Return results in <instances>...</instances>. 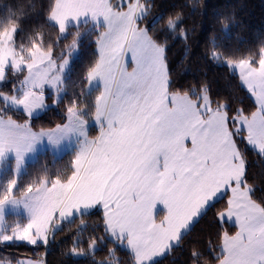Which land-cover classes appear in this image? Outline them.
<instances>
[{"label": "snow or ice", "instance_id": "6c2138e0", "mask_svg": "<svg viewBox=\"0 0 264 264\" xmlns=\"http://www.w3.org/2000/svg\"><path fill=\"white\" fill-rule=\"evenodd\" d=\"M153 7L152 0H47L0 16V169L7 168L0 175V242L47 245L65 221L79 216L83 228V217L97 215L102 234L91 235L86 249L76 240L71 254L95 260L100 245L113 243L130 251L131 264H157L223 202L213 216L216 264H264V199L255 198L240 146L246 141L264 156V42L236 58L213 35L205 51L255 97L256 110L247 114L236 106L242 102L214 96L206 83L195 93L176 84L167 37L187 43L189 30L182 12L142 26ZM33 14L35 27L26 28ZM45 28L55 39H44ZM90 28L96 58L70 84L71 57ZM48 100L64 105V120L33 131ZM14 109L24 123L9 115ZM90 122L99 130L93 138ZM45 143L54 153L70 148L71 159L55 171L44 165L25 182L26 159ZM158 206L166 213L159 222ZM10 208L25 216L8 223ZM221 221L238 230L230 233ZM203 257L193 244L189 264H208Z\"/></svg>", "mask_w": 264, "mask_h": 264}, {"label": "trees", "instance_id": "16d2710c", "mask_svg": "<svg viewBox=\"0 0 264 264\" xmlns=\"http://www.w3.org/2000/svg\"><path fill=\"white\" fill-rule=\"evenodd\" d=\"M47 0H0V16L7 15L11 11H19L23 8L28 10L30 4H46ZM154 7L151 15L144 23L152 25L154 22L162 23L164 19L177 12L183 13V27L189 30L187 43L179 37L172 38L168 34L169 45L167 49V60L172 79L183 90L192 88L195 93L206 83L214 96H228L239 100L236 105L246 109L250 114L256 110V102L245 86L240 85L238 73L225 67L222 62L213 61L205 56L206 49L210 46L209 40L213 35L224 49L234 53L236 58L246 55L249 50H257L261 42H264V0H199V6L193 8V0H152ZM234 17V20L222 19ZM36 15H31L26 28L35 27ZM228 27L223 28L222 24ZM159 27V23H156ZM74 31V29H73ZM45 40L55 39L56 32L52 28L44 29ZM159 34V33H158ZM96 35L91 28L82 39L74 59L73 67L68 71L69 83L76 81L81 72L96 58ZM161 35L163 40L165 36ZM69 37L65 43H70ZM3 88V85H0ZM11 88V85H8ZM72 88L69 87V95ZM17 121L24 122L26 117L22 112L15 109L9 113ZM64 120V105L59 108L51 106L43 113L34 116L33 129L41 127L50 128ZM96 127L94 128V132ZM239 139V138H238ZM241 148L247 152L248 175L250 182L255 188V198L259 201L264 199V156L247 145L246 141H240ZM71 159L70 152L60 158H54L50 152L42 153L39 158L26 165L23 175L25 182L29 177H34L46 165L49 169L64 168ZM6 171V170H5ZM224 207L223 202L217 203L215 208L210 209L206 216L195 223L190 233L186 234V240L182 247L175 248L170 254L157 259V264H189L190 252L193 244L204 253L203 260L208 264H216L214 259L218 252L220 241L217 234L220 231L213 220L215 212ZM86 226L81 228V218L75 217L66 221L56 232L54 237L50 236L45 253V245L30 246L24 242H0V261L17 262L19 258L32 257L43 259L45 264H95L96 261H107L108 264H131L130 251L123 247L107 243L100 245L96 250L93 260L92 256L71 254V249L76 240L82 241L80 247L87 248V241L91 235H101L100 229L96 228L99 216L86 215L83 217ZM221 227L230 233L237 231L234 224L221 221ZM212 248V254L208 249ZM109 249H114L110 255ZM203 264V261H202Z\"/></svg>", "mask_w": 264, "mask_h": 264}, {"label": "rangeland", "instance_id": "374dc122", "mask_svg": "<svg viewBox=\"0 0 264 264\" xmlns=\"http://www.w3.org/2000/svg\"><path fill=\"white\" fill-rule=\"evenodd\" d=\"M112 2L113 3H116L117 2V0H112ZM142 26H145V23H144V25H142ZM77 50H79V49H77ZM77 52V51H76ZM76 52L73 54V56L71 57V62H72V60L74 59V56H75V54H76ZM17 86H19V85H17ZM254 99V98H253ZM254 101H255V99H254ZM49 105H50V102H51V100H48V101H46ZM41 113H43V112H38L37 114H35V116H37V115H39V114H41ZM14 120H16L15 118H13ZM17 121V120H16ZM20 122V121H19ZM94 128H95V125L94 124H92L91 122H90V124H89V137L90 138H93V137H95V136H97V132H99V130H98V127H96L97 128V131H95L94 132ZM248 145V144H247ZM248 146H250V145H248ZM251 147V146H250ZM252 148V147H251ZM254 149V148H253ZM71 151V149L70 148H68V147H65V148H63V149H61V150H58V151H56L55 153L54 152H52V150L47 146V144L45 143V147H43L42 149H41V151L39 152V153H37L34 157H32V158H30L28 161H25V169H26V165L28 164V163H30V162H33V161H35V160H37L38 158H39V156L42 154V153H46V152H50L53 156H54V158H60V157H62L63 155H65L66 153H69ZM31 156H33V154H31ZM70 157H71V155H70ZM11 165H9L8 167H10ZM5 170L7 171V168H5V169H0V175H3L4 174V172H5ZM25 216V213H24V210H23V208H20V209H8L7 210V212H6V220H7V222L8 223H12L13 221H16V220H20V219H22L23 217ZM74 218H70L69 220H67V221H70V220H73ZM66 222V221H65ZM229 222H231V221H229ZM231 224H234L233 222H231ZM238 230V229H237ZM10 243V242H9ZM25 244H27L26 242H24ZM27 245H29V244H27ZM30 246H33V245H30ZM34 247V246H33ZM47 247H48V244L47 245H45V253H46V250H47ZM126 248V247H125ZM29 261H32L31 260V258H28V257H23V258H19L18 259V261L15 263V264H27ZM5 263H9V262H4V261H0V264H5Z\"/></svg>", "mask_w": 264, "mask_h": 264}, {"label": "crops", "instance_id": "0c3cea01", "mask_svg": "<svg viewBox=\"0 0 264 264\" xmlns=\"http://www.w3.org/2000/svg\"><path fill=\"white\" fill-rule=\"evenodd\" d=\"M246 87V86H245ZM253 97V96H252ZM254 99H255V97H253ZM17 123H24V122H19V121H17ZM95 127H97V126H95ZM33 131H38V130H34L33 129ZM95 131H97V128H96V130ZM99 134V132H97V135ZM251 146V145H250ZM43 147H45V144H42L41 146H39L38 147V149H37V151L35 152V153H33V156H31V154L28 156V158L26 159V161H28L30 158H32V157H34L37 153H39L40 151H41V149L43 148ZM252 147V146H251ZM253 148V147H252ZM256 151H258V149H255ZM39 151V152H38ZM164 214H166L165 212H164V210H163V208H162V206H158V212L156 213V218H157V222H159V219L164 215ZM232 222V221H231ZM230 222V223H231ZM28 258H31V260L32 261H35V260H37V259H34V258H32V257H28ZM16 262H13V263H11V262H9V263H5V264H15ZM28 264V263H27Z\"/></svg>", "mask_w": 264, "mask_h": 264}]
</instances>
